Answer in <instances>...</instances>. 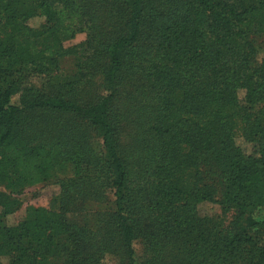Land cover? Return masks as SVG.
<instances>
[{"label":"trees","instance_id":"16d2710c","mask_svg":"<svg viewBox=\"0 0 264 264\" xmlns=\"http://www.w3.org/2000/svg\"><path fill=\"white\" fill-rule=\"evenodd\" d=\"M109 4L124 17L108 41L89 17L92 6ZM36 15L46 20L34 29ZM83 30L87 59H107L98 101L77 91L89 66L76 77L62 73L66 41ZM136 75L150 96L143 141L155 145L135 181L116 101ZM51 115L69 119L57 121L55 134L44 128ZM90 128L101 134V151L84 141ZM58 159L78 174L56 182L59 210L30 206L8 224L21 206L15 196L47 183ZM93 174L106 178L103 194L115 207L107 224L91 225L77 213L83 208L72 209L90 189L75 184ZM1 185L0 264H104L108 255L137 264L138 239L150 253L145 264L170 243L182 264H264V221L256 217L264 210V0H0ZM205 202L234 211L226 233L199 215Z\"/></svg>","mask_w":264,"mask_h":264},{"label":"rangeland","instance_id":"374dc122","mask_svg":"<svg viewBox=\"0 0 264 264\" xmlns=\"http://www.w3.org/2000/svg\"><path fill=\"white\" fill-rule=\"evenodd\" d=\"M90 4V3H89ZM94 5V4H92ZM109 5L92 6L91 17L89 20L99 26L100 28L93 27L95 31L103 37V40L110 39L111 36H116L119 18L124 17V10L121 7H115L113 9L114 14L109 13ZM45 16L36 15L29 19V26L37 29L41 24L45 22ZM88 36V31L83 30L74 36V38L66 41L65 48L69 50V54L66 56L65 63L62 69V73L72 77L78 76L86 66H89L85 71L88 73V80L84 87H78L77 91L81 95V98L86 101H98L105 94V86L103 83L102 67L107 63V59L104 54L100 57L92 52L90 60L87 59L84 52L85 40ZM103 53V52H102ZM88 55V54H87ZM261 56H259V60ZM90 61L89 64H87ZM86 63V64H84ZM142 68V67H141ZM139 70V69H138ZM142 75H136L135 78L123 84V91L119 93V97L116 101V106L120 112L123 113V119H121L120 125V138H121V152L128 165V170L132 173L135 181L145 175L147 168L151 166V159L154 154L155 143L145 141L144 126L145 123L150 120L148 117H140L141 111L145 105H147L148 98L150 96L147 93L142 92L144 89ZM137 88H140L139 90ZM256 110L259 106L254 107ZM142 116V115H141ZM47 118V119H46ZM75 120V119H74ZM57 121L66 122L68 118H60L58 115H51L45 117L44 127L46 133L55 134L58 132L61 124ZM78 122V121H77ZM142 123V124H141ZM84 130V129H82ZM84 141L89 145L90 150L94 152L101 151L103 140L101 134L93 128L85 130ZM87 147V146H86ZM89 147H87L89 149ZM247 150L251 149V145H245ZM54 176L50 178L47 183H41L35 186L27 187L21 194L16 195L20 201L21 206L18 211L8 217V224H19L26 214L27 207L34 206L38 208H45L50 211H58L60 207V187L57 185V181L67 179L71 176L78 175L74 173V168L68 162L60 161L58 159L56 166L53 170ZM101 173V172H94ZM88 179L86 182L75 184L76 188L85 191L89 189V192L84 198L80 196V199L73 204V210L83 208L82 211H77L79 217L82 220H87L91 225H95L100 220L103 224L110 222L109 214L115 210V207L111 204L109 199L103 194V189L106 184V178L100 177ZM94 182L92 184H88ZM0 190L7 191L6 186L1 185ZM221 187L218 186V192L216 199L221 198ZM139 199V196H135ZM83 201V204H81ZM145 205H148L144 201ZM199 215L207 219L211 228L216 227V231L226 233L228 227H232V223L235 219L234 211H227L221 204L217 202H205L198 205ZM257 219L264 221V210L256 215ZM141 223L140 225H142ZM135 250V259L137 264H145L150 253L147 251L145 242L142 239H138L133 244ZM163 254L156 260L155 264H182V258H175L176 248H173V244L164 245ZM169 254H173L170 256ZM103 263V262H102ZM104 264H117V260L113 256H107L104 260ZM237 264V263H235Z\"/></svg>","mask_w":264,"mask_h":264}]
</instances>
